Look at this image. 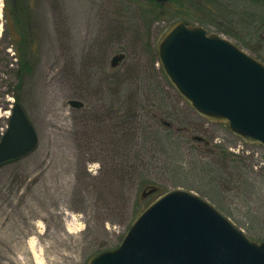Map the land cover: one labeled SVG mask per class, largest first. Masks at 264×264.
<instances>
[{
  "label": "rangeland",
  "instance_id": "374dc122",
  "mask_svg": "<svg viewBox=\"0 0 264 264\" xmlns=\"http://www.w3.org/2000/svg\"><path fill=\"white\" fill-rule=\"evenodd\" d=\"M148 4L0 0V140L15 96L39 136L34 152L0 165V264H90L177 188L264 242V148L202 118L157 50L184 21L264 63V0Z\"/></svg>",
  "mask_w": 264,
  "mask_h": 264
},
{
  "label": "water",
  "instance_id": "95a60500",
  "mask_svg": "<svg viewBox=\"0 0 264 264\" xmlns=\"http://www.w3.org/2000/svg\"><path fill=\"white\" fill-rule=\"evenodd\" d=\"M157 50L165 75L202 118L227 125L245 143L264 148L263 62L230 40L184 21L166 32ZM124 59L123 54L115 56L112 67ZM69 104L83 106L77 100ZM38 145L36 129L14 100L0 140V165L31 154ZM90 264H264V242L252 240L206 199L177 188L136 218L117 249Z\"/></svg>",
  "mask_w": 264,
  "mask_h": 264
},
{
  "label": "trees",
  "instance_id": "16d2710c",
  "mask_svg": "<svg viewBox=\"0 0 264 264\" xmlns=\"http://www.w3.org/2000/svg\"><path fill=\"white\" fill-rule=\"evenodd\" d=\"M148 3H149L148 5L159 7L160 9H162L164 7V5H166V4H158V3H155L153 1H148ZM8 33L11 34V32H9V31H8ZM15 43H17L16 37L11 36V43L10 44H11V46H13L14 51H16V55H19L20 51L17 50V47H16ZM3 61H5V60H3ZM20 68L22 69V73L26 72L25 68L27 69V67L25 66V64L21 65L19 67V70H20ZM15 100L20 102V97L19 96H15Z\"/></svg>",
  "mask_w": 264,
  "mask_h": 264
},
{
  "label": "flooded vegetation",
  "instance_id": "af4514ba",
  "mask_svg": "<svg viewBox=\"0 0 264 264\" xmlns=\"http://www.w3.org/2000/svg\"><path fill=\"white\" fill-rule=\"evenodd\" d=\"M84 106H82V108H83Z\"/></svg>",
  "mask_w": 264,
  "mask_h": 264
}]
</instances>
